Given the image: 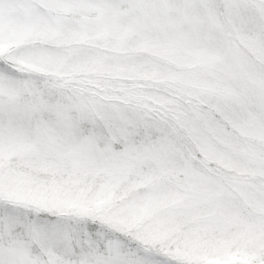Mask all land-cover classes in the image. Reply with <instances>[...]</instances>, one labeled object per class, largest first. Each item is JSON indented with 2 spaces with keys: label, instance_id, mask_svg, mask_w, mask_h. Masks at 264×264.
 I'll return each mask as SVG.
<instances>
[{
  "label": "snow or ice",
  "instance_id": "snow-or-ice-1",
  "mask_svg": "<svg viewBox=\"0 0 264 264\" xmlns=\"http://www.w3.org/2000/svg\"><path fill=\"white\" fill-rule=\"evenodd\" d=\"M0 264H264V0H0Z\"/></svg>",
  "mask_w": 264,
  "mask_h": 264
}]
</instances>
